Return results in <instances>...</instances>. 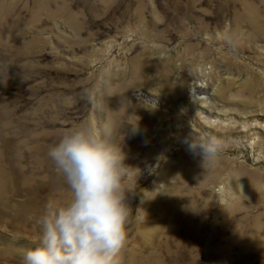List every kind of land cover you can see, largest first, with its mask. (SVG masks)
Masks as SVG:
<instances>
[{
	"label": "rangeland",
	"instance_id": "rangeland-1",
	"mask_svg": "<svg viewBox=\"0 0 264 264\" xmlns=\"http://www.w3.org/2000/svg\"><path fill=\"white\" fill-rule=\"evenodd\" d=\"M105 124L130 167L118 264H264V0H0V264L71 199L48 149ZM208 137L211 163L187 146Z\"/></svg>",
	"mask_w": 264,
	"mask_h": 264
},
{
	"label": "clouds",
	"instance_id": "clouds-1",
	"mask_svg": "<svg viewBox=\"0 0 264 264\" xmlns=\"http://www.w3.org/2000/svg\"><path fill=\"white\" fill-rule=\"evenodd\" d=\"M85 98L99 110L88 93ZM112 126L90 125L62 136L47 152L72 196L64 205L48 202L39 221L41 234L23 253V264H118L127 244L132 190L129 166L111 143ZM188 150L211 163L222 151L218 138H192Z\"/></svg>",
	"mask_w": 264,
	"mask_h": 264
},
{
	"label": "bare ground",
	"instance_id": "bare-ground-1",
	"mask_svg": "<svg viewBox=\"0 0 264 264\" xmlns=\"http://www.w3.org/2000/svg\"><path fill=\"white\" fill-rule=\"evenodd\" d=\"M248 13L249 14H253V12H251V11H247L246 12V14L248 15ZM253 16H250L249 18H252ZM153 48L151 49V52H153ZM144 51H146V50H144ZM144 51H143V53H144ZM144 56V55H143ZM163 58H165V59H162V60H165V61H161V63H162V66H163V68H164V72H163V75H162V77L165 79V80H168L167 78L169 77V72H170V64H172V61H173V59L170 57V56H166V57H163ZM139 63L140 64H138V68H141L140 70L142 71L145 67L143 66L145 63H150V64H153V62H150L149 61V59L148 60H146V61H144V60H141V58L139 59ZM174 64V63H173ZM191 78H193V76L191 75L190 76V79ZM186 79H189V76H187V75H184V76H182L181 77V80L184 82V85L186 84ZM210 84V82H207V84L205 83V86H202V87H200L199 86V89H204L207 85H209ZM198 87V86H197ZM122 94H123V88L120 90V95L122 96ZM195 100H197V99H195Z\"/></svg>",
	"mask_w": 264,
	"mask_h": 264
}]
</instances>
